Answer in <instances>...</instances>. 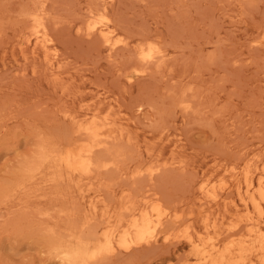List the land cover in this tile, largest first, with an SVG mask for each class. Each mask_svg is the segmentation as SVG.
<instances>
[{
	"label": "rangeland",
	"instance_id": "rangeland-1",
	"mask_svg": "<svg viewBox=\"0 0 264 264\" xmlns=\"http://www.w3.org/2000/svg\"><path fill=\"white\" fill-rule=\"evenodd\" d=\"M263 176L264 0H0V264H264Z\"/></svg>",
	"mask_w": 264,
	"mask_h": 264
},
{
	"label": "bare ground",
	"instance_id": "bare-ground-1",
	"mask_svg": "<svg viewBox=\"0 0 264 264\" xmlns=\"http://www.w3.org/2000/svg\"><path fill=\"white\" fill-rule=\"evenodd\" d=\"M44 15V14H43ZM32 16V15H31ZM46 16V15H45ZM103 16V15H102ZM104 17V16H103ZM38 19V18H37ZM37 19H34V23L35 24H33V25H36L35 27H34V29L33 30H35V32H36V34H37V36H38V40L39 41H41V42H39V41H37V42H39V44L37 45V43L35 44V45H37L38 47L40 46V48L42 49V47L44 46V49H46L45 48V42L47 41L46 39L48 38V37H46L45 38V36L46 35H48V34H46V32H45V30L44 29H42V24L41 23H39V21L37 20ZM41 19V18H40ZM103 19V18H102ZM101 19V20H102ZM107 20V19H106ZM35 21H38V22H35ZM41 21V20H40ZM104 22H105V20H103ZM101 22L102 21H100V24H101ZM107 22V21H106ZM36 23H38V24H36ZM98 23V22H97ZM103 23V22H102ZM40 24L42 25V26H40ZM90 24V23H89ZM99 24V23H98ZM96 25V24H95ZM94 25V26H95ZM90 28L92 27V29H93V26H91V24H90V26H89ZM32 30V31H33ZM91 30V29H90ZM92 31V30H91ZM112 31V30H111ZM98 33H99V35H100V37H102V39L104 40V43L106 42L107 44H109L110 46H112V45H115V46H117L116 45V42L115 41H113V42H115V44H113L112 42H111V38H110V34H111V32H109L108 31V29H107V27H104V28H100L99 30H98ZM31 34H33V33H31ZM35 34V35H36ZM113 34V33H112ZM111 34V35H112ZM34 35V36H35ZM37 36H35V37H37ZM40 37H41V39H40ZM45 38V39H44ZM37 39V38H36ZM46 40V41H45ZM118 40H119V38H118ZM35 41V40H34ZM118 42H120V41H118ZM41 43H43V45H42V47H41ZM121 43H122V41H121ZM118 45H119V43H118ZM33 47V46H32ZM35 47V46H34ZM151 47H153V46H151ZM112 48H114V47H112ZM110 49V48H109ZM47 50V49H46ZM47 51H49V52H46V53H50V50H47ZM142 51V50H141ZM44 52H45V50H44ZM146 52H150L149 50H147ZM45 53V56L47 55ZM141 53V52H140ZM145 53V52H144ZM51 55V58L55 55V54H53V52L51 51V53H50ZM152 54V53H151ZM53 55V56H52ZM140 55V54H139ZM147 55V53L145 54V56ZM148 55H150V54H148ZM156 55H159V54H156ZM150 56H152V55H150ZM49 57V56H48ZM154 57L155 56H153V58H152V60L154 59ZM54 58V57H53ZM145 58V57H144ZM150 58V57H149ZM49 59V58H48ZM145 60V59H144ZM151 60V59H150ZM51 62H52V60H50ZM49 61V62H50ZM50 62V63H51ZM151 62V61H150ZM53 64V63H52ZM156 66V65H155ZM57 77V76H56ZM90 107V106H89ZM93 116V115H92ZM86 117V116H85ZM88 117V116H87ZM106 118H107V116H106ZM105 118V119H106ZM91 119H93V118H91ZM96 119V118H95ZM99 120V119H98ZM97 121V120H96ZM107 122V121H106ZM106 122H102V123H106ZM109 122V121H108ZM93 123H95V122H93ZM82 124V123H81ZM80 124V125H81ZM107 124V123H106ZM106 124H105V126H106ZM98 125V124H97ZM104 126V125H103ZM108 126H110V125H108ZM114 126V125H113ZM78 124H77V129H78ZM90 127H93V125L92 126H89V128ZM95 127H96V123H95ZM112 126H110V128H111ZM89 128H85L84 127V129H85V131H90V129ZM98 128V127H97ZM100 128V127H99ZM83 129V130H84ZM105 129V128H104ZM103 129V130H104ZM115 130V129H114ZM93 131V130H92ZM92 131H90V133L91 134H89V136H92ZM102 131V130H101ZM105 131V130H104ZM83 132V131H82ZM106 132H107V130H106ZM106 132H105V134H106ZM104 132H102V134H103ZM110 133H112V132H110ZM115 133V132H114ZM94 134V133H93ZM96 134H98L97 133V130H96ZM95 134V135H96ZM100 135H101V133H99ZM98 134V135H99ZM104 134V135H105ZM113 134V133H112ZM85 135V134H84ZM95 135H93V137L95 136ZM104 135H103V137H104ZM108 135H109V133H108ZM111 136V135H110ZM114 136V135H113ZM87 137H88V135H87ZM86 137V138H87ZM93 137H92V139L91 138H89V139H91V140H93ZM98 138H99V136H97ZM96 137V138H97ZM100 137H102V136H100ZM106 137H107V134H106ZM95 138V139H96ZM109 140H110V138H108ZM76 142V141H75ZM105 143V142H104ZM103 143V144H104ZM45 144V143H44ZM67 144V143H66ZM99 144H101V143H99ZM103 144H101L102 146H103ZM106 144V143H105ZM104 144V145H105ZM74 145V144H73ZM92 145V144H91ZM94 146V145H93ZM44 147V146H43ZM56 147H57V145H56ZM70 146H68V148H69ZM71 147H72V145H71ZM96 147H98V143H97V145H96ZM82 148V147H81ZM41 149V148H40ZM91 149L93 150L94 149V147H91ZM46 150V149H45ZM60 150V149H59ZM64 150H66V148H64ZM68 150H70V149H68ZM83 149H81V151H82ZM91 150V151H92ZM55 151H56V149H55ZM47 152V154H49V152L48 151H46ZM59 152V151H58ZM64 152V151H63ZM67 151H65L64 153H66ZM91 153V152H90ZM51 154V153H50ZM56 154V153H55ZM54 154V155H55ZM89 152H86V153H81L80 152V150L79 151H77V153H73V152H71V151H68L66 154H65V156H62L61 157V159H63L64 161V163L63 164H66V166L65 167H67L68 166V168L69 167H71V168H73V170H84L85 168H88L89 167V164L90 163H92V162H90L89 163ZM51 156H52V154H51ZM60 156H61V153H60ZM46 157V156H45ZM58 158H59V156H58ZM44 160H45V158H44ZM47 160H48V157H47ZM91 161V160H90ZM61 164V163H60ZM50 165H51V163H50ZM42 166H43V164H42ZM42 166H41V168H42ZM56 166V165H55ZM59 166V165H58ZM61 166V165H60ZM37 167H38V165H37ZM91 167V166H90ZM94 167V166H93ZM102 167H103V165H102ZM108 167V166H107ZM59 168V167H58ZM67 168V169H68ZM251 168V167H250ZM249 168V169H250ZM37 169V168H36ZM39 169V168H38ZM48 169H50V168H48ZM53 169V168H52ZM70 170V169H69ZM82 170V171H83ZM37 171V170H36ZM86 171H91V170H89V168L86 170ZM85 171V172H86ZM32 172V171H31ZM77 172V171H76ZM81 173V172H80ZM83 173V172H82ZM87 173V172H86ZM90 174H91V172H89ZM89 173H87V175L89 174ZM93 173V172H92ZM247 173H249V172H247ZM18 174V173H17ZM34 174H35V170H34ZM84 174V173H83ZM55 175V174H54ZM84 175H86V174H84ZM250 175V174H249ZM66 176H69L68 174H66ZM33 177V176H32ZM55 177V176H54ZM58 177V176H57ZM63 177V175L61 176V178ZM260 177H262L261 175H260ZM264 177V176H263ZM14 178H15V176H14ZM49 178V177H48ZM61 178H59V179H61ZM67 178V177H66ZM70 178V177H69ZM34 179H35V177H34ZM53 179V178H52ZM12 180V179H11ZM31 180V179H30ZM62 180V179H61ZM257 180V179H256ZM32 181V180H31ZM54 181V180H53ZM71 181H72V179H71ZM75 183V182H74ZM22 185V184H21ZM24 186V185H23ZM237 186V185H236ZM21 187V186H20ZM76 187V186H75ZM258 187H260V186H258ZM238 189H240V188H238ZM248 189V188H247ZM83 189L81 188V191H82ZM22 191H23V189H22ZM214 191V190H213ZM15 192V191H14ZM237 192V191H236ZM245 192V191H244ZM206 193H209V191H207ZM239 193V192H238ZM258 193V192H257ZM212 194V192L210 193V195ZM215 194H217V193H215ZM247 194V193H246ZM250 194V193H249ZM207 195V194H206ZM239 195V194H238ZM208 196V195H207ZM215 196V195H214ZM213 196V197H214ZM217 196H220V195H216V199H217ZM83 197V196H82ZM210 197H212V196H210ZM210 197H208V199H210ZM212 197V199H211V201L213 200V199H215V198H213ZM239 198V197H238ZM242 198H243V196H242ZM253 199V198H252ZM260 199L262 200V201H264V191H260ZM89 200H91L92 201V199H89ZM214 201V200H213ZM253 202H255V201H253ZM243 203H245V201H243ZM250 203H251V201H250ZM91 204V203H90ZM95 204V203H94ZM128 205V204H127ZM132 206V205H131ZM255 206L256 207H258V203L256 202L255 203ZM92 208L94 207L93 206V204H92V206H91ZM237 207V206H236ZM94 210H97V209H95V208H93ZM130 209L132 210V208L130 207ZM152 210H155V209H153V208H151ZM150 209V210H151ZM93 210V211H94ZM103 210V209H102ZM102 210H101V212H102ZM134 210V209H133ZM142 211V210H141ZM136 212V211H135ZM145 212V211H144ZM161 212V211H160ZM159 212V213H160ZM218 212V211H217ZM225 212V211H224ZM96 213V212H95ZM103 213V212H102ZM101 213V214H102ZM140 213V212H139ZM148 213V212H147ZM151 213V212H150ZM154 213H156V212H154ZM230 213V212H229ZM232 213V212H231ZM144 214H146V213H144ZM162 214V213H161ZM233 214V213H232ZM103 215H105V213L103 214ZM109 215H111V214H109ZM160 214H158V215H156V216H159ZM107 216V215H106ZM114 216H116V214L114 213ZM118 216V215H117ZM148 216V215H147ZM103 217V216H102ZM132 217V216H131ZM108 218H110V216H108ZM108 218H107V220H108ZM136 218V217H135ZM140 219H141V217H139ZM148 218H149V216H148ZM148 218H147V221H148ZM160 218V217H159ZM111 219V218H110ZM146 219V218H145ZM115 220H116V218H115ZM137 220H139V219H137ZM156 220V219H155ZM251 220V219H250ZM149 221H150V219H149ZM149 221H148V224H149ZM159 221V220H158ZM205 221V220H204ZM209 221V220H208ZM245 221V220H244ZM252 221V220H251ZM119 224H121L119 221H117ZM132 222V221H131ZM156 222H157V220H156ZM206 222H207V220H206ZM155 223V222H154ZM245 223V224H244ZM244 223H242V225L245 227V225L248 223V221H247V223L246 222H244ZM250 223V222H249ZM247 224V225H253L252 223L251 224ZM106 224V223H105ZM107 224H109V223H107ZM128 224V223H127ZM130 224V223H129ZM128 224V225H129ZM132 225H131V227H132V232H134V241H136V242H140V240H142V238L144 237V235L146 234V232H148L147 231V228L150 226V225H148V227L146 226V221H144L143 219H141L140 221H133V223H131ZM151 224H153V222L151 223ZM207 224V223H206ZM217 224V223H216ZM216 224H214V225H216ZM240 224V223H239ZM203 225V224H202ZM111 226H112V224H111ZM155 226V225H154ZM156 226H157V224H156ZM206 226H208V225H206ZM217 226H218V224H217ZM250 226V227H251ZM126 227V226H125ZM124 227V228H125ZM240 227H241V229H243V227L241 226V224H240ZM249 227V226H248ZM249 227V228H250ZM108 228H110L109 226H108ZM113 227H111V229H112ZM207 228V227H206ZM110 229V230H111ZM125 229H127V228H125ZM214 229V228H213ZM106 230H109V229H106ZM105 230V231H106ZM117 230V229H116ZM122 230H123V228H122ZM208 230V229H207ZM240 230V228L236 231L235 230V232L234 233H232V235H234V234H236V233H238V231ZM103 231V234H105L104 236H106V234L108 233V232H106V233H104V229L102 230ZM101 231V232H102ZM113 231V230H112ZM124 231L125 230H123V232H122V236L120 237V242H122L120 245L122 246V244H125V242L127 241V239H125V233H124ZM127 231V230H126ZM75 232V231H74ZM95 232V231H94ZM115 232V231H114ZM150 232H151V229H150ZM241 232V231H240ZM239 232V233H240ZM61 233V232H60ZM110 234H111V231L109 232ZM124 233V234H123ZM128 233V232H127ZM149 233V232H148ZM152 233V232H151ZM150 233V234H151ZM153 233H154V231H153ZM223 233V232H222ZM221 233V234H222ZM231 233H230V236H232L231 235ZM238 233V234H239ZM109 234V235H110ZM112 234H114V233H112ZM149 234V235H150ZM199 234V233H198ZM227 234V233H226ZM237 234V235H238ZM132 235V234H131ZM131 235H130V238H131ZM153 235V234H152ZM189 235V234H188ZM225 235V234H224ZM223 235V236H224ZM229 235V234H228ZM202 236V235H201ZM235 237H236V235H234ZM63 237V236H62ZM68 237V236H67ZM78 237V236H77ZM110 237V236H109ZM113 237V236H112ZM185 237V236H184ZM234 237V238H235ZM71 238H72V236H71ZM70 238V239H71ZM151 238V237H150ZM190 238V237H189ZM233 238V237H232ZM68 239H69V237H68ZM144 239H146V238H144ZM153 239V238H152ZM188 239V238H187ZM186 239V240H187ZM199 239V238H198ZM230 239V238H229ZM247 239V238H246ZM109 240V238H107V241ZM124 240H125V242H124ZM118 241V240H117ZM187 241H189V240H187ZM59 242V241H58ZM119 242V241H118ZM124 242V243H123ZM86 243V242H85ZM107 243V242H106ZM112 243V242H111ZM127 243H129V241L127 242ZM133 243V242H132ZM135 243V242H134ZM226 243V242H225ZM59 244V243H58ZM86 244H88V243H86ZM93 244V243H92ZM97 244H98V242H97ZM260 244V243H259ZM103 245V244H102ZM110 245H112V244H110ZM127 245V244H126ZM192 245V244H191ZM217 245H218V243H217ZM93 246V245H92ZM104 246V245H103ZM130 246V245H129ZM94 247H96V246H94ZM99 247V246H98ZM105 247V246H104ZM109 247V246H108ZM111 247V246H110ZM113 247V246H112ZM119 247V246H118ZM124 247V246H123ZM93 248V247H92ZM193 249H194V247H192ZM112 249V248H111ZM97 250H98V248H97ZM96 250V251H97ZM108 250V249H107ZM109 250H110V248H109ZM114 250V249H113ZM112 250V251H113ZM55 251V250H54ZM83 251H86V249L85 250H83ZM83 251H82V249H77V250H75V251H71V253H67V254H65V255H67V257H68V260L69 261H72V262H74V261H76L77 259H79L81 256H82V254H83ZM87 251H88V249H87ZM92 251V250H91ZM91 251H89V253L91 252ZM208 251V250H207ZM94 252V251H93ZM109 252V251H108ZM195 252V251H194ZM64 253V252H63ZM208 253V252H207ZM93 254V253H92ZM204 254V253H203ZM89 256V255H88ZM64 257V256H63ZM85 257H87V256H85ZM90 257V256H89ZM97 257V256H96ZM66 258V257H65ZM82 258V257H81ZM254 259V258H253ZM61 260H62V258H61ZM60 260V261H61ZM68 262V261H67ZM259 263V262H258ZM186 264V263H185ZM255 264V263H254Z\"/></svg>",
	"mask_w": 264,
	"mask_h": 264
}]
</instances>
